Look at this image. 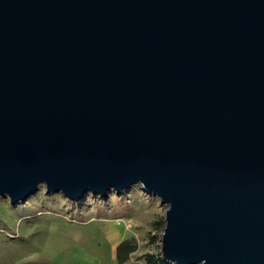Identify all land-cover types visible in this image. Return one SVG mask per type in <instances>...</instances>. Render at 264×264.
I'll use <instances>...</instances> for the list:
<instances>
[{"label": "water", "instance_id": "water-1", "mask_svg": "<svg viewBox=\"0 0 264 264\" xmlns=\"http://www.w3.org/2000/svg\"><path fill=\"white\" fill-rule=\"evenodd\" d=\"M138 184L170 264H264V0H0V196Z\"/></svg>", "mask_w": 264, "mask_h": 264}, {"label": "rangeland", "instance_id": "rangeland-1", "mask_svg": "<svg viewBox=\"0 0 264 264\" xmlns=\"http://www.w3.org/2000/svg\"><path fill=\"white\" fill-rule=\"evenodd\" d=\"M165 210L138 184L78 200L47 194L43 185L14 205L0 196V264H114L115 246L126 238L137 244L132 264H148L147 254H160L163 229L154 221Z\"/></svg>", "mask_w": 264, "mask_h": 264}, {"label": "trees", "instance_id": "trees-1", "mask_svg": "<svg viewBox=\"0 0 264 264\" xmlns=\"http://www.w3.org/2000/svg\"><path fill=\"white\" fill-rule=\"evenodd\" d=\"M115 194L114 192L112 195ZM98 196V195H96ZM164 217L160 216L156 221H154V227L157 229H163L164 228ZM157 234L154 233L151 235V240L154 241L155 238H157ZM137 249V244L134 239L132 238H126L120 241L116 247V258L119 263H124L125 261L129 260L132 253L135 252ZM147 262L148 264H170L166 261H164L160 254H147Z\"/></svg>", "mask_w": 264, "mask_h": 264}, {"label": "crops", "instance_id": "crops-1", "mask_svg": "<svg viewBox=\"0 0 264 264\" xmlns=\"http://www.w3.org/2000/svg\"><path fill=\"white\" fill-rule=\"evenodd\" d=\"M118 243L116 244L115 246V251H116V247H117ZM115 258H116V255H115ZM117 259V258H116ZM117 263H114V264H132V262H135L134 260H127L126 262L124 263H119L117 260H116Z\"/></svg>", "mask_w": 264, "mask_h": 264}, {"label": "built area", "instance_id": "built-area-1", "mask_svg": "<svg viewBox=\"0 0 264 264\" xmlns=\"http://www.w3.org/2000/svg\"><path fill=\"white\" fill-rule=\"evenodd\" d=\"M161 257V256H160Z\"/></svg>", "mask_w": 264, "mask_h": 264}]
</instances>
